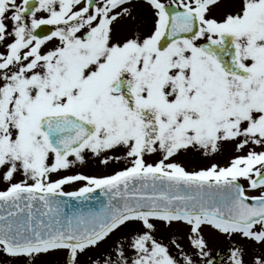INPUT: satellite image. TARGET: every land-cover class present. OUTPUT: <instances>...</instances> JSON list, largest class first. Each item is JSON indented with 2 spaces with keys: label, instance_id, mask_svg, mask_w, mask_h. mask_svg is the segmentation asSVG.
<instances>
[{
  "label": "snow or ice",
  "instance_id": "snow-or-ice-1",
  "mask_svg": "<svg viewBox=\"0 0 264 264\" xmlns=\"http://www.w3.org/2000/svg\"><path fill=\"white\" fill-rule=\"evenodd\" d=\"M212 236L264 264V0H0V264H217Z\"/></svg>",
  "mask_w": 264,
  "mask_h": 264
},
{
  "label": "rangeland",
  "instance_id": "rangeland-1",
  "mask_svg": "<svg viewBox=\"0 0 264 264\" xmlns=\"http://www.w3.org/2000/svg\"><path fill=\"white\" fill-rule=\"evenodd\" d=\"M194 166V165H193ZM73 171H76L74 169ZM79 171H83L85 173L90 174H99L102 169L96 163H90L86 167L80 168ZM209 239V248L212 251V255L216 260L217 264H220V261L226 260L227 256V245L222 236H212L208 237ZM183 243L187 246V240H184Z\"/></svg>",
  "mask_w": 264,
  "mask_h": 264
}]
</instances>
